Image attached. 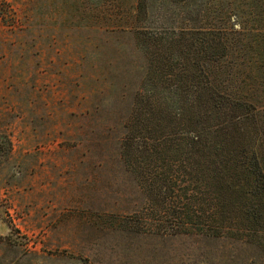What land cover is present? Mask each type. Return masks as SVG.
Listing matches in <instances>:
<instances>
[{"label":"rangeland","instance_id":"obj_1","mask_svg":"<svg viewBox=\"0 0 264 264\" xmlns=\"http://www.w3.org/2000/svg\"><path fill=\"white\" fill-rule=\"evenodd\" d=\"M136 1L0 0V139L12 144L0 152V264H264L262 249L239 239L143 235L113 222L140 205L119 159L144 71L137 26L195 25L174 0L140 22ZM198 6L196 26L226 32L225 61L241 75L229 87L257 109L250 137L263 147L264 0Z\"/></svg>","mask_w":264,"mask_h":264},{"label":"trees","instance_id":"obj_2","mask_svg":"<svg viewBox=\"0 0 264 264\" xmlns=\"http://www.w3.org/2000/svg\"><path fill=\"white\" fill-rule=\"evenodd\" d=\"M172 1L137 0L136 19L146 23L157 6ZM174 1L186 7L182 22L194 26L171 27L170 34L137 26L135 32L144 71L123 123L119 159L140 205L113 222L143 235L235 238L264 255V146L250 137L259 113L239 86L229 87L241 75L236 62L226 63V32L196 26L198 0ZM165 17L162 25L169 23ZM7 146L4 136L0 152Z\"/></svg>","mask_w":264,"mask_h":264}]
</instances>
